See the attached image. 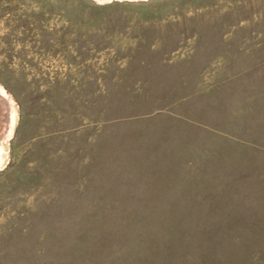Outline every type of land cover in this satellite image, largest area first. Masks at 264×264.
<instances>
[{
  "label": "rangeland",
  "instance_id": "1",
  "mask_svg": "<svg viewBox=\"0 0 264 264\" xmlns=\"http://www.w3.org/2000/svg\"><path fill=\"white\" fill-rule=\"evenodd\" d=\"M0 264H264V0H0Z\"/></svg>",
  "mask_w": 264,
  "mask_h": 264
}]
</instances>
